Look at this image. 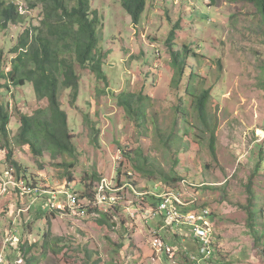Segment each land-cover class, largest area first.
I'll return each instance as SVG.
<instances>
[{
  "label": "rangeland",
  "instance_id": "374dc122",
  "mask_svg": "<svg viewBox=\"0 0 264 264\" xmlns=\"http://www.w3.org/2000/svg\"><path fill=\"white\" fill-rule=\"evenodd\" d=\"M14 1L26 23L0 34L5 75L12 71L16 56L11 53L25 28L39 27L43 20L41 3L31 0L38 6L32 10L28 0ZM90 8L99 17L94 56L103 77L75 64V101L72 91H59L78 155L59 158L46 151L35 158L29 147L19 146L21 115L31 117L48 103L10 80L0 96L10 116L8 140L0 135V148L12 150L21 169L19 176L6 160L7 151H0V252L14 239L7 248L11 264H264V24L256 6L231 0H147L138 24L120 0H92ZM28 18H33L31 26ZM173 51L186 59L179 86L173 84ZM213 88L205 125L193 109L195 98L186 92L200 96ZM124 100L133 103V113ZM139 109L146 111L143 121ZM142 154L152 165L145 166ZM134 165L146 167L147 173ZM164 174L181 180L168 184ZM66 175L73 177L72 184ZM19 178L38 193L22 196L13 186ZM106 179L134 183L141 194L157 186L174 190L179 183L184 198L199 199L212 213L213 256L191 259L197 247L187 238L182 243L181 228L167 227L161 218L134 221L126 210L130 204L112 209L109 203L101 211L91 206L81 216L48 208L50 201L65 203L71 188L90 206ZM47 193L59 194L57 200ZM127 199L138 202L139 196L127 189ZM156 232L175 244L173 258H159L153 250Z\"/></svg>",
  "mask_w": 264,
  "mask_h": 264
},
{
  "label": "trees",
  "instance_id": "16d2710c",
  "mask_svg": "<svg viewBox=\"0 0 264 264\" xmlns=\"http://www.w3.org/2000/svg\"><path fill=\"white\" fill-rule=\"evenodd\" d=\"M28 1L31 2L30 7L32 10L38 7L36 3L31 0ZM35 1L41 3L43 6V20L41 26H33L31 22L33 18H28V20L30 19L28 25L32 26L25 28L19 45L15 48L13 53H11L15 55L16 58L12 63V71L9 75L4 74L3 65L0 63V96L3 94L6 82L10 80L13 82L14 87L21 89L30 88L31 91H34L35 98L38 101H47L48 103L45 110H37L31 117L21 115L20 131L17 136V143L19 146L29 147L35 158H40L46 151L49 152L52 157H75L78 155V151L74 145V138L69 131L67 113L62 110L59 91L61 88L72 91V97L75 101L79 89V76L75 64H79L83 68L90 66L92 70L98 74V77H103L101 62L94 56V50L97 48L98 44V13H90L92 0H72L74 1L72 7L67 5L66 0ZM120 1L125 11L132 17L134 24H138L145 11L147 0ZM211 1L212 3H216L217 0ZM232 1L246 2L256 6L264 24V0H231V2ZM25 18V14L21 12L20 6L15 3L14 0H0V34L6 32L9 27L15 23H26L23 21ZM23 26H25V24ZM179 27L180 23L177 29ZM32 31L33 33L31 34ZM176 33V29H174L169 40L171 44H173L176 39ZM171 47L174 49L173 45H171ZM182 55L183 52H172L173 65L177 70L175 79L173 80L175 86H179L186 75V59L185 56ZM195 77L196 75L193 73L192 79ZM262 85V89H264V81ZM186 95L195 98L192 104L193 109L198 111L204 124L207 125L209 105L211 99L214 97V88L206 90L200 96L194 93L191 94L190 91H187ZM184 96L185 92L181 98L182 105L185 100ZM123 104L128 106L130 114L133 113L132 108L134 106L132 102L124 100ZM137 114L141 121L147 117L146 111L142 109H139ZM9 124L10 116L0 104V135H2L6 141L8 140ZM214 142L215 136L212 144H214ZM7 149H9V146ZM0 151L7 150L0 148ZM127 154L128 153H126V156L130 161L131 158L128 157L129 154ZM142 157L144 158L143 161L145 166L148 167L151 164L150 160L147 159L144 154H142ZM6 160L12 166V169L16 170L20 176L21 169L18 164L13 161L12 150L7 151ZM64 166L66 167V164ZM133 167L141 173H147L146 167L137 165ZM70 168L72 169L74 166L72 165ZM122 176L123 175L120 174V177ZM66 177L68 179L67 183L72 184L73 177L71 175H66ZM19 179L30 186L26 178ZM164 179L167 180L166 182L168 184H171L172 181L177 183L181 180L180 178H167L165 174ZM172 188L174 190H179V183L172 186ZM84 198H87V196L84 195ZM106 217L108 218V216ZM101 223L102 225H105V223L106 225L109 224L112 228L115 227L114 223H108L107 221ZM256 238L258 244H260L261 238L259 236H256ZM169 244L174 245L173 242H169ZM25 250L27 251L25 245L22 243L21 253L24 254Z\"/></svg>",
  "mask_w": 264,
  "mask_h": 264
},
{
  "label": "built area",
  "instance_id": "2783aa9c",
  "mask_svg": "<svg viewBox=\"0 0 264 264\" xmlns=\"http://www.w3.org/2000/svg\"><path fill=\"white\" fill-rule=\"evenodd\" d=\"M135 181V180H134ZM133 181V182H134ZM119 183L109 180H103L99 187L98 198L96 203L89 202V205H84L81 201V197L75 193L74 188H71L64 194L66 197L65 203L59 201H50L48 208L68 210V213H72L76 216H81L87 212V208L94 206L100 211L103 210V205H110V208L126 207L130 218H141L147 223L157 220L159 218L164 221L167 227L172 229L181 228V236L183 237L182 243H185L186 239H189L197 247V256H191V259L201 261L203 259L210 258L214 253V223L212 220V213L208 207H204L199 204V199L193 198L187 200L182 196V192L179 190H164L162 187L157 186L151 189L147 193H139L134 183ZM13 186L17 189L22 196H34L37 191L32 186H28L23 181H17L13 183ZM127 189L132 190L133 193L139 196L138 202L133 199L129 201L127 199ZM50 197L53 196L57 200L59 194L47 193ZM43 197V195H41ZM54 199V198H53ZM140 199L141 202H140ZM83 200V199H82ZM147 200H152L151 204L146 203ZM84 205V206H83ZM14 239H9L6 242V249L0 252V264H11L8 258V246ZM168 239L163 238L159 232L153 235L152 247L157 256L161 258L162 255L168 258H173L176 255V246L170 245ZM161 255V256H159Z\"/></svg>",
  "mask_w": 264,
  "mask_h": 264
},
{
  "label": "water",
  "instance_id": "95a60500",
  "mask_svg": "<svg viewBox=\"0 0 264 264\" xmlns=\"http://www.w3.org/2000/svg\"><path fill=\"white\" fill-rule=\"evenodd\" d=\"M116 227H117V225H116Z\"/></svg>",
  "mask_w": 264,
  "mask_h": 264
}]
</instances>
